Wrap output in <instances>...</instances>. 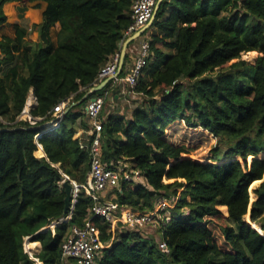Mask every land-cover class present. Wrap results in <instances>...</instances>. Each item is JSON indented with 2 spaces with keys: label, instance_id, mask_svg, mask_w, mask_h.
Listing matches in <instances>:
<instances>
[{
  "label": "trees",
  "instance_id": "1",
  "mask_svg": "<svg viewBox=\"0 0 264 264\" xmlns=\"http://www.w3.org/2000/svg\"><path fill=\"white\" fill-rule=\"evenodd\" d=\"M12 1L22 3L21 15L28 2L45 7L40 23L15 25L13 37L0 38V264H74L61 260L62 243L84 225L93 201L80 188L66 211L64 181L86 183L89 154L75 133L90 128L87 100L115 90L109 81L88 93L120 50L133 0H0V26L2 7ZM32 30L39 40L27 38ZM149 30L147 65L133 88L123 81L125 94L142 101L128 116L106 111L105 100L101 160L113 169L128 163L144 178L121 181L107 199L137 212L163 199L170 219L145 234L91 216L102 245L93 264H264V234L252 226L264 231V0H162ZM242 53L257 56L250 64ZM126 59L117 78L125 76ZM31 90L34 123L18 119ZM66 100L68 111L49 129L53 107ZM178 121L215 138L210 156L193 159L198 145L169 139ZM35 242L41 249L33 255Z\"/></svg>",
  "mask_w": 264,
  "mask_h": 264
},
{
  "label": "built area",
  "instance_id": "2",
  "mask_svg": "<svg viewBox=\"0 0 264 264\" xmlns=\"http://www.w3.org/2000/svg\"><path fill=\"white\" fill-rule=\"evenodd\" d=\"M156 2L157 0H133L131 5V22L124 31L125 39L147 24L153 16ZM121 44L120 50L114 52L109 61L100 68L97 82L94 85L115 75L121 57ZM149 55V40L148 38H143L136 50L134 63L130 72L122 80L130 88H133L137 83L138 77L148 63ZM116 80L117 77L112 81L116 82ZM108 96L109 92L105 91L102 94L90 97L86 103L85 113L90 128L85 130V134L79 137V139L81 146L88 151L90 161L86 183L78 185V190L80 188L84 189V192L91 198L93 204L84 225L81 227L73 226L68 237L62 243L61 260L63 262L73 260L74 264L94 263L95 257L100 253L102 245L96 234V228L91 223V216L101 217L109 222L110 226L116 220H120L126 228L131 230H144L149 225H155L158 219L162 221L170 219L169 211L167 210L169 203L163 199L157 202L155 210L137 212L131 209L123 210L117 202L106 198L108 191L119 186L121 181L130 183L144 181L142 174L138 170L131 168L128 163L120 162L117 168L113 169L107 168L101 160L100 132L102 123L99 114ZM28 99L18 119L34 123L35 119L30 113L32 107L27 108ZM67 103L68 100L60 101L53 107L52 114L55 119L47 124L52 123L55 125L62 119ZM159 245L162 250L168 251L163 241H160Z\"/></svg>",
  "mask_w": 264,
  "mask_h": 264
},
{
  "label": "rangeland",
  "instance_id": "3",
  "mask_svg": "<svg viewBox=\"0 0 264 264\" xmlns=\"http://www.w3.org/2000/svg\"><path fill=\"white\" fill-rule=\"evenodd\" d=\"M44 3V2H43ZM40 3L39 6H36V2H28L26 3V10L23 12V14H20V11L18 10V6L21 5V2L12 1L7 2L3 5L2 10L3 13L6 16L5 22L0 26V38L4 35L7 36H14V30L15 25L24 26L30 29L32 24H38L42 21V10L44 9V4ZM58 29V24H56L51 29V37L54 39V33ZM150 30L149 28L146 30V32L140 37V38H147ZM27 38L31 40H39V35L37 31H30ZM136 40V39H135ZM135 40L130 43L129 47H133ZM134 42V43H133ZM256 54L252 53H242L241 59H244L248 63L252 64L255 61ZM1 66H0V73H1ZM217 72V70L215 71ZM115 90H109V96L107 97V104L105 106L106 111H118L120 113H124L126 115H130V111L132 108H134L136 105L140 104L142 101V96L138 94L131 93L130 95H127L125 93L128 92L127 88L124 86V91L122 93H119V98L117 100L114 99ZM30 107L29 105H27ZM167 135L169 139L174 143H186V144H192V145H198L199 148L197 150V153L191 155L190 157L196 160H202L203 157L210 156L212 154V149L214 148L216 144L215 138L207 131L201 129V128H192L187 126L184 122L178 121L174 123L170 128L167 130ZM186 155H184L185 157ZM249 163V160H248ZM259 182L254 183L249 188V207L247 214L244 216L245 220L249 223L250 220V205L253 200L256 199V194L254 193V189L257 188ZM224 214H227V210H222ZM209 227L212 229L213 236L218 240L219 244L224 247H228L225 243L224 237L222 235L221 229L218 224L215 222L208 223ZM259 225V224H258ZM260 226V225H259ZM53 228V225H52ZM157 230V226L155 227H146L144 228L145 234H153ZM264 234V231L261 232ZM160 234H157V239H160ZM27 240H25L26 243ZM25 247V244H24ZM26 250V249H25ZM29 256L31 255L28 253ZM35 264H40L35 260Z\"/></svg>",
  "mask_w": 264,
  "mask_h": 264
},
{
  "label": "water",
  "instance_id": "4",
  "mask_svg": "<svg viewBox=\"0 0 264 264\" xmlns=\"http://www.w3.org/2000/svg\"><path fill=\"white\" fill-rule=\"evenodd\" d=\"M161 2H162V0H157L156 5L154 7V11H153V16L147 22V24L145 26H143L141 29H139L138 31H136L134 34H132L131 36L127 37L124 40L122 48H121V57H120V60H119L118 69H117L115 75L111 76V77H108V78L102 80L101 82H99L98 84L92 86L89 89L88 93H95V92L101 90L109 81L113 80L115 77H118V75L120 73V70L122 68V65H123L124 56H125V50H126L127 45L129 43H131L133 40H135L138 37H140L143 34V32H145L151 26ZM31 93H33L32 90H31ZM33 97H34V95H33ZM34 105L35 104H33L32 107ZM67 111H68V109H66L64 113H66ZM66 179H67V181H64V186H65V189H66L65 210L66 211L70 210V213H71V211H72V209L74 207V203L76 201L78 185L76 184V182H74L72 180H69L68 178H66ZM69 217H70V215L66 219H68ZM44 229H46V228H44Z\"/></svg>",
  "mask_w": 264,
  "mask_h": 264
},
{
  "label": "crops",
  "instance_id": "5",
  "mask_svg": "<svg viewBox=\"0 0 264 264\" xmlns=\"http://www.w3.org/2000/svg\"><path fill=\"white\" fill-rule=\"evenodd\" d=\"M40 3H43V2H40ZM43 4H44V7H45V3H43ZM140 37H138L135 40V43L133 42L134 43V46L133 47H129L130 46V43L126 47L125 53L127 54V59H126L125 64H124L125 76L130 72V69H131V67H132V65L134 63V58H135L136 50H137L139 44L141 43V41L143 39V37L142 38H140ZM122 45H123V43L121 44V48H122ZM123 78H117L116 82H114V81L111 80L112 81L111 88H114L117 93H122L124 91V86H123V81H122ZM113 97H114L115 100H117V98H119L118 97V94L113 95ZM28 98L34 99L33 104H36L35 98L33 97V93L30 92ZM58 124H59V122L57 124H55V125H53L51 123L50 125H53V126H51L49 129L56 127ZM46 130H48V129L46 128ZM84 134H85V129L84 128H78V131L75 133V137H81ZM54 225L55 224H53V227H54ZM25 240L30 241L29 240V237H27ZM35 243H37V246L33 250V255L37 254L39 252V250L41 249L40 243L39 242H35ZM24 244H25V242H24Z\"/></svg>",
  "mask_w": 264,
  "mask_h": 264
},
{
  "label": "bare ground",
  "instance_id": "6",
  "mask_svg": "<svg viewBox=\"0 0 264 264\" xmlns=\"http://www.w3.org/2000/svg\"><path fill=\"white\" fill-rule=\"evenodd\" d=\"M33 101H34V99H32V98H29V99H28V105H29L30 107H32V105H33ZM27 108H29V107L27 106ZM252 226H253L254 228H256L257 231H259V232H263L262 229H261V227H260L258 224L253 223Z\"/></svg>",
  "mask_w": 264,
  "mask_h": 264
}]
</instances>
